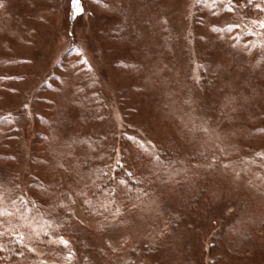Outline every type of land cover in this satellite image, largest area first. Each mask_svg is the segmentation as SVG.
<instances>
[{
  "label": "rangeland",
  "instance_id": "rangeland-1",
  "mask_svg": "<svg viewBox=\"0 0 264 264\" xmlns=\"http://www.w3.org/2000/svg\"><path fill=\"white\" fill-rule=\"evenodd\" d=\"M55 132L73 150L67 172L49 156ZM171 144L197 173L166 172L144 205L107 220L72 201L82 227L62 237L68 264H111L107 239L117 264H264V0H0V187L12 199L47 214L53 191L87 181L88 157L117 196L152 172L140 151L165 158ZM56 260L31 243L12 264Z\"/></svg>",
  "mask_w": 264,
  "mask_h": 264
},
{
  "label": "trees",
  "instance_id": "trees-1",
  "mask_svg": "<svg viewBox=\"0 0 264 264\" xmlns=\"http://www.w3.org/2000/svg\"><path fill=\"white\" fill-rule=\"evenodd\" d=\"M183 135L184 133L179 132V136L183 137ZM181 137L180 140H184ZM59 139L56 132L50 140L47 138L49 156L57 161L56 167L58 169L67 172L68 166L72 169L75 167L71 164L68 165L65 160L67 155L74 157L73 150H70L71 145L67 144L65 140L60 142ZM140 152L141 154L138 155L139 163L143 167L150 166L152 172L144 177L134 176L130 178V184L123 183L117 196H110L107 193L105 188L109 181L105 180L102 173L92 168L93 164L88 157L84 163H80L77 167L78 170H84L85 175L87 174V181L81 185L80 189L73 191V196L64 195L62 197L57 189L53 191V201L48 212H46L47 214H42L35 208L26 207L19 199H12L0 187V264H12L13 259L18 256V252L24 250L31 243L43 245L47 248L48 253L54 255L57 260L49 264H68L67 256H62L59 250L62 247V237L73 225H75L76 230L82 227L72 212L74 206L72 201L78 200L87 217L107 220L121 213L125 206L137 208L144 205L151 194L156 191L166 172L172 171L173 175L180 174L182 176L183 173H197L192 164V166L188 163L189 166L179 165L183 152L174 144L168 146L169 155L165 158H162V153L165 152L163 146L159 149L160 155L158 156L149 150ZM188 156L192 160L197 156V153L189 152ZM171 168L175 169L170 170ZM57 178L58 176L55 178V186L56 181H58ZM61 234L62 236H60ZM110 242L108 239L103 242L104 247L101 253L106 254L105 261L117 264L118 258H120L119 250L114 251ZM140 242L141 240L132 244L138 248L141 245ZM135 248L131 247V249ZM123 264H129V261L127 260Z\"/></svg>",
  "mask_w": 264,
  "mask_h": 264
},
{
  "label": "snow or ice",
  "instance_id": "snow-or-ice-1",
  "mask_svg": "<svg viewBox=\"0 0 264 264\" xmlns=\"http://www.w3.org/2000/svg\"><path fill=\"white\" fill-rule=\"evenodd\" d=\"M66 243V242H65Z\"/></svg>",
  "mask_w": 264,
  "mask_h": 264
}]
</instances>
